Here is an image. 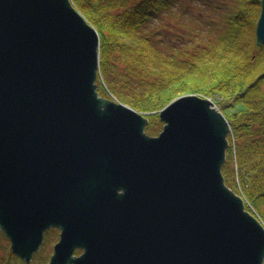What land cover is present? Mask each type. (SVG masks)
Returning a JSON list of instances; mask_svg holds the SVG:
<instances>
[{"label": "water", "instance_id": "95a60500", "mask_svg": "<svg viewBox=\"0 0 264 264\" xmlns=\"http://www.w3.org/2000/svg\"><path fill=\"white\" fill-rule=\"evenodd\" d=\"M100 58L72 0H0V230L12 253L31 264L58 228L48 264H264V224L223 174L222 110L180 96L151 135L147 114L100 94Z\"/></svg>", "mask_w": 264, "mask_h": 264}, {"label": "trees", "instance_id": "16d2710c", "mask_svg": "<svg viewBox=\"0 0 264 264\" xmlns=\"http://www.w3.org/2000/svg\"><path fill=\"white\" fill-rule=\"evenodd\" d=\"M72 1L101 36L100 94L147 114L149 134L161 132L159 112L176 97L213 98L232 127L226 183L264 224V45L256 44L261 0ZM185 1H199L220 18L208 26L184 25V32L173 22L166 29L176 37L165 41L153 23ZM59 238L58 228L48 230L42 250ZM1 260L25 264L10 249ZM36 260L44 264L47 258Z\"/></svg>", "mask_w": 264, "mask_h": 264}, {"label": "rangeland", "instance_id": "374dc122", "mask_svg": "<svg viewBox=\"0 0 264 264\" xmlns=\"http://www.w3.org/2000/svg\"><path fill=\"white\" fill-rule=\"evenodd\" d=\"M218 1V0H217ZM228 1V0H227ZM236 1V0H235ZM218 2H223V0H220ZM223 16V15H222ZM260 16V14H259ZM258 16V17H259ZM201 17V18H200ZM220 18V14H218V11L212 10L209 6H205L204 4L200 3L199 1H185V3L180 2L179 6H176L171 11H165L158 19H156L153 23V25H157L154 29L156 31H163V39L165 41H170L173 39V35L176 37L175 33H173L171 30H167L166 27H173L172 23H178L179 29L184 32L186 27L184 25H187L191 27L192 24H201L203 26H208L211 19H218ZM163 27V28H162ZM206 32H209L210 29L208 28L205 30ZM159 38H162V36H158ZM188 38V37H186ZM187 94H195V93H187ZM186 95V94H183ZM181 95V96H183ZM200 95V94H197ZM203 96V95H201ZM180 97V96H179ZM207 97V96H203ZM178 98V97H176ZM175 98V99H176ZM210 98V97H208ZM213 100V98H211ZM173 101V100H172ZM214 101V100H213ZM57 240H52L49 242L48 247H45V250H41L35 255L33 258V261L31 264H37L36 257L37 255L47 258V261L44 264H48L50 257L53 253L54 245L56 244ZM8 249L11 251V242L9 239L5 236H2L0 234V264H2V258L7 254Z\"/></svg>", "mask_w": 264, "mask_h": 264}, {"label": "bare ground", "instance_id": "6f19581e", "mask_svg": "<svg viewBox=\"0 0 264 264\" xmlns=\"http://www.w3.org/2000/svg\"><path fill=\"white\" fill-rule=\"evenodd\" d=\"M87 19V18H86ZM100 34V33H99ZM101 37V36H100ZM100 66H101V58H100ZM99 74H100V70H99ZM98 78H99V76H98ZM97 84H98V80H97ZM99 85V84H98ZM100 92V91H99ZM110 98V97H109ZM111 98H113V99H116V100H118L116 97H111ZM119 101V100H118ZM121 102V101H120ZM124 103V102H123ZM127 104V103H126ZM169 104V103H168ZM167 104V105H168ZM129 105V104H128ZM166 105V106H167ZM218 107V106H217ZM164 108V107H163ZM219 108V107H218ZM220 109V108H219ZM223 112V111H222ZM148 116V115H147ZM150 120V119H149ZM150 123V122H149ZM149 125V124H148ZM163 125H164V123H163ZM147 130V129H146ZM76 252V254L77 255H79V254H81L82 253V251L81 250H76L75 251Z\"/></svg>", "mask_w": 264, "mask_h": 264}]
</instances>
